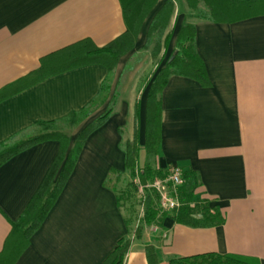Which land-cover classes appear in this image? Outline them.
I'll return each instance as SVG.
<instances>
[{
	"label": "crops",
	"instance_id": "1",
	"mask_svg": "<svg viewBox=\"0 0 264 264\" xmlns=\"http://www.w3.org/2000/svg\"><path fill=\"white\" fill-rule=\"evenodd\" d=\"M172 1L175 11L177 4L181 7L179 28L195 24V49L211 84L183 74L168 78L160 95L159 151L148 156L143 149L148 94L172 54L170 42L139 91L136 53L147 28L141 31L110 80L108 102L70 134L71 148L117 95L110 117L85 140L63 191L26 247L10 240L13 224L40 188L60 144L41 142L0 166V264H101L121 238L131 239L124 264H149L148 245L157 248L161 264L207 253L254 257L264 264V12L186 21L201 4L194 10L186 0ZM123 7V0H0V144L38 121L61 120L82 110L99 96L109 75L102 64L79 66L5 93L10 85L33 79L29 75L44 56L84 39L103 47L121 36L127 30ZM128 64L132 69L125 74ZM136 103L140 166L167 171L179 166L183 177L195 173V198L216 209L222 224L192 227L175 222L168 211L162 225L145 226L136 236L117 189L124 177L130 178L123 143L134 138Z\"/></svg>",
	"mask_w": 264,
	"mask_h": 264
},
{
	"label": "trees",
	"instance_id": "2",
	"mask_svg": "<svg viewBox=\"0 0 264 264\" xmlns=\"http://www.w3.org/2000/svg\"><path fill=\"white\" fill-rule=\"evenodd\" d=\"M124 18L127 30L118 38L103 47L96 46L90 39L81 40L66 48L58 50L41 60L40 67L33 71L29 77L9 86L13 94L51 75H55L79 66L102 64L108 71L107 79L102 83L99 96L88 106L79 111L70 113L61 120L38 121L33 127L11 137L0 144V166L16 154L44 141L56 140L60 144L59 152L52 163L45 179L28 207L13 224L10 240L16 239L20 246L26 247L32 234L39 229L49 211L63 191L70 175L73 172L78 156L87 137L110 117L112 108H108L102 115L88 123L76 137L70 148L71 137L68 132L57 125L64 120H70L71 126L80 123L91 115L90 106L103 94L110 93V80L123 56L135 49L142 28L148 19L146 41L144 45L152 42L156 36L155 55L160 53L162 45L168 46L173 38V32L165 35L175 11V3L168 0L160 4V0H123ZM191 9L198 10L203 2L211 18L217 21L234 20L264 12V0H186ZM150 17V18H149ZM195 24H183L175 40V53L162 65L151 83L146 107V144L143 147L148 156H156L161 143V92L168 78L172 74H183L199 80L203 85L211 84L205 65L195 49ZM163 57L159 60L162 63ZM28 78V77H27ZM20 85L14 87V85ZM135 131L134 138L123 143L125 152V167L131 178L130 185L134 191H139L138 178L143 186L144 215L136 229V236H140L144 226L154 223L162 225L167 213H161L159 208V194L151 187L157 177L165 179L167 170H155L150 164L143 167L139 164V103L135 105ZM115 172V171H113ZM117 173V172H115ZM146 178V184L143 183ZM199 184L198 176L190 172L184 176V184L178 190L181 204L171 210L175 222L192 227L217 226L224 222L221 214L212 209L205 200L195 198V188ZM213 211V212H212ZM201 216V218L195 217ZM131 245L130 238H121L115 249L101 264H124L126 254ZM21 248V247H20ZM149 264H161V258L154 245L145 248ZM168 264H260L254 257L238 256L232 254L221 255L207 253L187 257H173Z\"/></svg>",
	"mask_w": 264,
	"mask_h": 264
},
{
	"label": "rangeland",
	"instance_id": "3",
	"mask_svg": "<svg viewBox=\"0 0 264 264\" xmlns=\"http://www.w3.org/2000/svg\"><path fill=\"white\" fill-rule=\"evenodd\" d=\"M201 8L199 11H191L193 12L192 14L194 15H187V17L185 18L186 21H193V20H201V19H211L209 16V11L207 6L202 2L201 3ZM181 7L178 6L177 4V10L174 12V16L171 19L170 25L165 33V35L169 32H174L173 34V38L171 41V46L169 48V54H174L175 53V47H174V42L176 39V34H177V30L179 28V25L182 21V17L180 16V10ZM150 18V17H149ZM149 20H147V22L144 24L143 28H142V33L144 32V30H146L147 25L149 23ZM140 36V35H139ZM139 39V38H138ZM153 41L146 44V46L144 45L145 41H146V36L143 38L142 41V45L141 47H139L138 52L136 53V60H137V65L141 66L139 69V72L137 74V79L139 80L137 84H139L141 82L140 90H144L145 87V83L144 80L146 78H148L152 72H154L157 67H158V62L161 58V54L163 52L164 49V45H162V48L160 49V53L155 55L154 52L156 50V36L153 37L152 39ZM132 69L131 64H128L125 70V74L128 73V71ZM116 70V69H115ZM127 92L129 93L128 89H126ZM109 99V94L106 95H102L100 98H98L91 106H90V112L91 115L82 120L80 123L71 126L70 124V120H64L60 123H58V127L62 130H64L65 132H68L69 134H71L72 132L76 131L80 126H82L85 122H87L92 116H94L95 114H97L99 112V110H101V108L104 107L105 103L108 102ZM117 99V95L116 97H114V100ZM110 101V104L108 106V108L112 105V102ZM107 110V109H106ZM91 122V121H90ZM82 131V130H81ZM141 162L142 164L144 163V153L141 156ZM157 179V178H156ZM160 179V178H158ZM163 180V179H160ZM131 182V178L129 177H124L123 180L121 181V183L117 184V189L119 190V194L121 195V197L123 198V207L125 210V213L127 215V218H129L130 223H131V227L132 229H136L139 225H141V221L144 215V198H143V193L140 190L141 189V185L139 184V191H134L133 188L130 185ZM161 213H167V210L162 209L159 206ZM158 225L157 223L152 224L151 229H154V226ZM145 227V226H144ZM143 227V228H144ZM158 231H160V229H158Z\"/></svg>",
	"mask_w": 264,
	"mask_h": 264
},
{
	"label": "built area",
	"instance_id": "4",
	"mask_svg": "<svg viewBox=\"0 0 264 264\" xmlns=\"http://www.w3.org/2000/svg\"><path fill=\"white\" fill-rule=\"evenodd\" d=\"M140 184V180H135ZM184 184L183 170L179 166H172L168 170V176L163 179H155L151 184L159 194V206L167 211L178 208L181 204L178 190ZM143 193V186L140 189ZM199 215H195L198 218ZM166 235V234H165Z\"/></svg>",
	"mask_w": 264,
	"mask_h": 264
},
{
	"label": "water",
	"instance_id": "5",
	"mask_svg": "<svg viewBox=\"0 0 264 264\" xmlns=\"http://www.w3.org/2000/svg\"><path fill=\"white\" fill-rule=\"evenodd\" d=\"M142 180H143V183H144V184H146V183H147V182H146V178H143Z\"/></svg>",
	"mask_w": 264,
	"mask_h": 264
}]
</instances>
